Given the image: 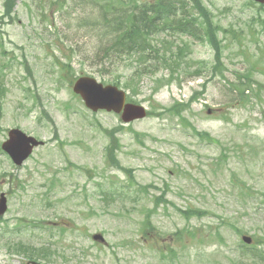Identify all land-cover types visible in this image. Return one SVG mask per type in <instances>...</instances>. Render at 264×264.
Returning <instances> with one entry per match:
<instances>
[{
    "label": "rangeland",
    "instance_id": "obj_1",
    "mask_svg": "<svg viewBox=\"0 0 264 264\" xmlns=\"http://www.w3.org/2000/svg\"><path fill=\"white\" fill-rule=\"evenodd\" d=\"M118 1L0 0V144L13 127L45 142L20 166L0 151V264H264V4L197 0L204 18L194 0H167L193 34L154 32L142 63L111 49L102 18ZM82 74L119 79L150 114L124 124L87 109L70 82ZM113 128L130 172L110 163ZM42 245L46 259L23 250Z\"/></svg>",
    "mask_w": 264,
    "mask_h": 264
},
{
    "label": "trees",
    "instance_id": "obj_2",
    "mask_svg": "<svg viewBox=\"0 0 264 264\" xmlns=\"http://www.w3.org/2000/svg\"><path fill=\"white\" fill-rule=\"evenodd\" d=\"M195 1V6H198L199 13L202 17L207 18V14L203 8H201L199 2L197 0ZM10 5L7 7V11H9L12 4H14V0H9ZM106 6L108 4L105 3ZM150 8H143L141 10H137V8H134L132 6L131 0H119L118 1V8L115 7V11L113 12L114 15L106 16V18H102L104 23L108 22V26H112L114 32H117V37L114 39V44L111 45V49L114 48L119 49L121 46L122 49H119L118 51L125 53L126 55H137V60L140 62L147 61L148 58L154 57L151 55V51H156V48L154 44H152V41L150 40L149 36L151 34L158 33H191L193 34V27L190 25V20L185 17L184 14H182L180 17L176 16V9H174V2H170L167 0H157L155 2V5L149 4ZM138 4H136V7ZM195 20V19H194ZM116 28V30H115ZM192 29V30H191ZM205 35L208 37V41L211 44H216L215 39V33L209 29ZM116 36V34H115ZM179 46L177 45V48ZM178 54V53H177ZM182 57V55H180ZM161 64L163 66H167L168 58L163 56L162 57ZM26 63V60H23V64ZM28 68V67H27ZM27 71V70H26ZM29 72V71H28ZM198 74H200V71H197ZM134 75L141 74L140 68L135 70L133 72ZM197 74V75H198ZM118 79V78H117ZM74 79L70 80L71 84ZM113 84L119 85V79L113 80ZM1 93V90H0ZM1 109V108H0ZM1 118V116H0ZM116 131V128H113L107 133L110 136L109 145L107 148L108 156L110 159V163H112L117 168H120L124 171H129L130 169H126L118 163L116 156H115V149L119 148V141L118 138L114 136ZM194 134L198 136H202L204 138H208L209 140H213L212 137L206 133V132H196L194 131ZM56 135V134H55ZM57 138V136H55ZM158 198V200L162 199ZM158 200L156 201L155 205L158 204ZM164 200V199H162ZM161 202H166L161 201ZM189 211L186 212V210H181L182 214L185 215V217L189 218L193 215L201 216L204 212L200 210H193L188 209ZM233 227V225H232ZM238 233L239 230L237 228H234ZM23 247V246H22ZM23 250L30 251L32 253H41V255H45L47 253L48 248L43 246L41 248H38V250L34 247L30 248L27 247V249L23 248ZM170 252L173 250H169ZM161 255H164L163 252H161ZM173 252H171L172 254Z\"/></svg>",
    "mask_w": 264,
    "mask_h": 264
},
{
    "label": "water",
    "instance_id": "obj_3",
    "mask_svg": "<svg viewBox=\"0 0 264 264\" xmlns=\"http://www.w3.org/2000/svg\"><path fill=\"white\" fill-rule=\"evenodd\" d=\"M259 3H264V0H255ZM74 92L81 95L84 103L92 110L106 109L115 112H122V119L130 121L136 118L145 116V109L143 106L134 103H125V92L118 89L114 85H105L97 82L90 76L79 77L74 85ZM33 137L26 136L19 129H11L8 132V139L2 143V149L6 151L16 164H21L22 161L31 152L34 145L39 144ZM6 209V198L4 194L0 195V215ZM95 239H101V236L94 235ZM242 239L249 243L251 238L243 236Z\"/></svg>",
    "mask_w": 264,
    "mask_h": 264
}]
</instances>
